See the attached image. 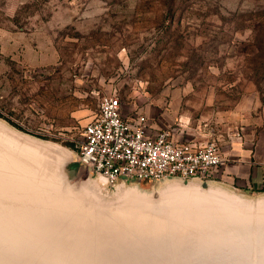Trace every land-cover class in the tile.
I'll use <instances>...</instances> for the list:
<instances>
[{"label":"rangeland","instance_id":"obj_1","mask_svg":"<svg viewBox=\"0 0 264 264\" xmlns=\"http://www.w3.org/2000/svg\"><path fill=\"white\" fill-rule=\"evenodd\" d=\"M262 6L0 0V264H264V189L220 176L108 185L79 162L108 93L129 118L263 144L264 82L242 72L251 31L234 30Z\"/></svg>","mask_w":264,"mask_h":264},{"label":"built area","instance_id":"obj_2","mask_svg":"<svg viewBox=\"0 0 264 264\" xmlns=\"http://www.w3.org/2000/svg\"><path fill=\"white\" fill-rule=\"evenodd\" d=\"M144 115L130 119L116 93L105 94L93 120L83 129L79 162L108 185L119 181H154L167 177L205 178L224 164L214 140L175 142L169 129L149 134Z\"/></svg>","mask_w":264,"mask_h":264},{"label":"crops","instance_id":"obj_3","mask_svg":"<svg viewBox=\"0 0 264 264\" xmlns=\"http://www.w3.org/2000/svg\"><path fill=\"white\" fill-rule=\"evenodd\" d=\"M148 122L150 125L149 134H156L158 130L168 129L164 127L166 120L163 117L153 125L149 119ZM169 130L173 140L177 143L191 141L205 144L213 139L211 135L209 136L210 129L205 127L203 129L188 128L184 133L183 130L179 132L180 127ZM238 139L231 137L226 141V148L220 147L225 161L212 172L211 176H220L242 188L264 189V143L259 142L257 146L253 147L248 140L240 143Z\"/></svg>","mask_w":264,"mask_h":264},{"label":"trees","instance_id":"obj_4","mask_svg":"<svg viewBox=\"0 0 264 264\" xmlns=\"http://www.w3.org/2000/svg\"><path fill=\"white\" fill-rule=\"evenodd\" d=\"M239 20L235 22L234 30L249 29L251 31L246 39L239 41L241 44L239 51L244 60L242 72L249 80L257 84L258 90H261L264 82V6L253 9L252 17H241ZM73 169L77 171L78 164H75Z\"/></svg>","mask_w":264,"mask_h":264},{"label":"bare ground","instance_id":"obj_5","mask_svg":"<svg viewBox=\"0 0 264 264\" xmlns=\"http://www.w3.org/2000/svg\"><path fill=\"white\" fill-rule=\"evenodd\" d=\"M2 125V124H1ZM4 125V124H3ZM6 127V126H5ZM4 127V128H5ZM5 130V129H4ZM7 131V130H6ZM13 131V130H12ZM13 134H15V133H13ZM14 136V135H13ZM18 139L20 138V137H17ZM40 140V139H39ZM24 144H27V148L30 150V151H36L37 149H39V148H46L45 146H48L49 144H44V143H42V142H39V141H33V140H31V141H27V143H24ZM55 144V143H54ZM59 146V145H58ZM57 146V147H58ZM63 149H64V147H63ZM67 149V148H66ZM40 150V149H39ZM45 150V149H44ZM43 150V151H44ZM68 150V149H67ZM48 152H51V151H49V150H47ZM54 155V154H53ZM56 156V155H55ZM57 163H59V162H57ZM91 179V178H90ZM92 181V180H91ZM171 182V181H170ZM168 184V183H167ZM124 185L125 184H121V187H124ZM169 185V184H168ZM84 186V185H83ZM176 186V185H175ZM179 186V185H178ZM87 187H89V186H87ZM164 187V186H163ZM170 187V186H169ZM193 187H195V186H193ZM197 187V186H196ZM84 188V187H83ZM82 188V189H83ZM221 188V187H220ZM91 189V188H90ZM125 189H127V188H125ZM167 189V188H166ZM195 189V188H194ZM212 189V188H211ZM222 190H223V188H221ZM214 190V189H213ZM220 190V189H219ZM118 191V190H117ZM162 191V190H161ZM88 192H89V190H88ZM93 192V191H92ZM221 192V191H220ZM222 192H224V191H222ZM97 193V192H96ZM118 193V192H117ZM121 193V192H120ZM127 193V192H126ZM233 194V193H232ZM121 195H122V193H121ZM228 195V194H227ZM94 196V195H93ZM97 196V195H96ZM98 197V196H97ZM99 197H100V195H99ZM116 197H117V195H116ZM245 198V197H244ZM230 199H231V201H237V202H239V203H242V204H245V201H247V200H243L242 198H240V197H238V196H233V195H230ZM258 200V199H257ZM250 201V200H249Z\"/></svg>","mask_w":264,"mask_h":264},{"label":"water","instance_id":"obj_6","mask_svg":"<svg viewBox=\"0 0 264 264\" xmlns=\"http://www.w3.org/2000/svg\"><path fill=\"white\" fill-rule=\"evenodd\" d=\"M70 175L72 176V173H71ZM73 175H74V174H73ZM67 180H69V179H67ZM182 180H184V179H182ZM57 218H59L57 221H56V220H52V221H50V223H51L52 225H60V224H62V223H63V222H62V215H58ZM70 220H71V222L68 224V226L71 225V224L77 226V223L75 222V219H74L73 216L70 217ZM88 234H89V233H88ZM88 234H85V235H88ZM180 245H181V244H180ZM202 246L206 248L208 245H202Z\"/></svg>","mask_w":264,"mask_h":264}]
</instances>
